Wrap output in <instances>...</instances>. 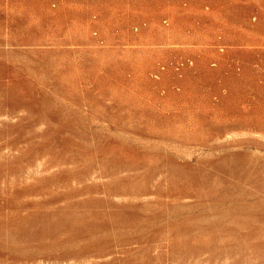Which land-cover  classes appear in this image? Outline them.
<instances>
[{"label": "rangeland", "instance_id": "374dc122", "mask_svg": "<svg viewBox=\"0 0 264 264\" xmlns=\"http://www.w3.org/2000/svg\"><path fill=\"white\" fill-rule=\"evenodd\" d=\"M0 264H264V0H0Z\"/></svg>", "mask_w": 264, "mask_h": 264}]
</instances>
